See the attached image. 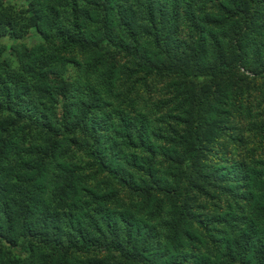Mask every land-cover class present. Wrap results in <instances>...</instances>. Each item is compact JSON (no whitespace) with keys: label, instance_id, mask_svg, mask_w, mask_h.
Here are the masks:
<instances>
[{"label":"trees","instance_id":"trees-1","mask_svg":"<svg viewBox=\"0 0 264 264\" xmlns=\"http://www.w3.org/2000/svg\"><path fill=\"white\" fill-rule=\"evenodd\" d=\"M178 1L0 0V264H264V0Z\"/></svg>","mask_w":264,"mask_h":264},{"label":"rangeland","instance_id":"rangeland-1","mask_svg":"<svg viewBox=\"0 0 264 264\" xmlns=\"http://www.w3.org/2000/svg\"><path fill=\"white\" fill-rule=\"evenodd\" d=\"M16 1V0H15ZM130 1H132V0H130ZM178 3L179 4H181V3H183V0H179L178 1ZM193 3H196V2H193ZM192 3V8H193V11H196V10H198V8H197V4H193ZM189 5V4H188ZM184 6V8L186 7L185 5H183ZM209 5H207V7H208ZM183 8V9H184ZM187 8V7H186ZM182 9V10H183ZM115 10H118V11H120L121 12V17H124L126 20H129V19H131V22L132 23H136L138 26H140V27H142V28H144L145 26V22H146V18H142V15H140V14H142V12L141 11H139L138 12V14L136 15V16H131V11L129 10V9H115ZM192 10V9H191ZM213 11V10H212ZM195 14H197V12H195ZM186 17V16H185ZM185 17H181V22H180V24L178 23V28H179V30H183V31H186V27H187V23H188V21H186V19H185ZM209 17V16H208ZM188 20V19H187ZM147 26H148V28H147V30L151 33V35H150V38H155V39H157V38H160V36H159V34L157 33V32H154V30H152L151 29V27L149 26V22L146 24ZM257 28H255V29H252V31L250 32L251 33V35L253 36V39H254V41L257 43L256 44V46H255V49H258V46L260 45V42H262V39H264L263 38V36L262 35H255L254 34V32L253 31H255ZM251 30V29H250ZM160 33V32H159ZM232 42L233 43H236L235 42V39H232ZM235 63V62H234ZM63 64L64 63H62V62H59V63H56L55 65H56V67H57V69H58V67H61V66H63ZM244 68H246L245 66L243 67V68H241V70L242 71H244L245 69ZM244 69V70H243ZM58 72V71H57ZM245 73L246 74H248L249 73V69H248V71H245Z\"/></svg>","mask_w":264,"mask_h":264}]
</instances>
